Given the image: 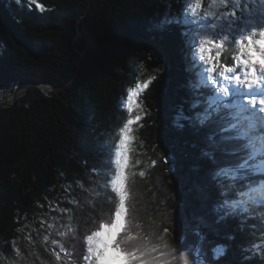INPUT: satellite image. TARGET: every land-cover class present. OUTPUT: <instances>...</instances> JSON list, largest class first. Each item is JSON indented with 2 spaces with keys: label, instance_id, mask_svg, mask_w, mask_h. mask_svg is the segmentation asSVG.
I'll return each instance as SVG.
<instances>
[{
  "label": "trees",
  "instance_id": "16d2710c",
  "mask_svg": "<svg viewBox=\"0 0 264 264\" xmlns=\"http://www.w3.org/2000/svg\"><path fill=\"white\" fill-rule=\"evenodd\" d=\"M37 2L45 6L43 12L30 0H21L20 5L0 0V101L21 81L56 87L74 83L53 93L33 88L15 107L0 110V264L15 256L14 246L23 254L22 260L16 257L20 264H78L83 233L94 222L92 201L80 198L75 213L80 235L73 234L68 214L51 206L63 200L61 206L75 207V201L67 203L66 181H76L73 187H78L90 179V170L106 168L101 145L118 143L117 126L126 113L120 102L126 90L152 75L157 80L138 98L143 120L134 126L135 154H130L137 160L132 177L137 223L145 232L168 227L171 246H194L199 228L207 234L209 256L216 244L228 245L227 255L216 264H264L260 255L244 251L262 242L258 221L248 222L257 224L256 230H241L238 218L218 228L204 227L197 219L204 217L211 224L216 218L214 206L222 199L214 188L206 202L196 195L205 166L200 152L211 129H193L182 120L186 128L178 129L176 117L190 115L194 99L204 100L213 93L209 87L197 95L189 86L196 76L182 64L186 48L181 27L165 26L163 31L157 27L168 6L178 15L184 0ZM79 22L84 37L79 36ZM85 37L91 47L78 71L79 52L88 45ZM236 54L227 48L221 59L231 64ZM173 153L167 171L168 165L158 158ZM139 171L145 176L140 177ZM101 202L103 197L97 200ZM178 220L185 232L179 239ZM65 226L68 235L61 237L57 229ZM230 234L234 240L227 239ZM53 239L58 243L53 245ZM53 250L61 251V261L55 260ZM188 258L195 261L191 252Z\"/></svg>",
  "mask_w": 264,
  "mask_h": 264
},
{
  "label": "snow or ice",
  "instance_id": "6c2138e0",
  "mask_svg": "<svg viewBox=\"0 0 264 264\" xmlns=\"http://www.w3.org/2000/svg\"><path fill=\"white\" fill-rule=\"evenodd\" d=\"M15 3L20 5L21 0ZM30 3L42 12L45 10L37 0ZM253 4L257 7H252ZM170 25L182 29L180 36L189 61L186 71L192 70L196 76L189 86L197 95H203L201 90L211 85L213 93L204 100L194 99L190 115L176 117L178 129L186 128L181 120L193 129H211L200 152L205 166L197 182L196 195L202 203L206 202L210 189L214 188L222 199L214 206L216 218L211 224L204 217L197 219L204 227L218 228L227 220L238 218L241 230L245 227L256 230L257 224L248 222L258 221L262 242L244 251L264 258V0H184L178 15L171 13L169 5L165 19L157 27L163 31ZM194 32L198 33V40L191 38ZM226 46L238 53L231 57V64L221 59ZM156 71L158 74L160 68ZM156 80L157 75H152L126 90L120 102L121 111L126 108V113L123 123L117 126L118 143L101 145L106 150V168L90 170L93 173L90 179L78 187H73L76 181H66L68 187L63 191L68 197L67 203L75 201L76 206H61L65 203L63 200L51 206L53 210L58 208L62 215L67 213L73 234L80 235L75 224L80 198L92 201L90 212L94 222L83 233V247L76 257L78 264H216L228 253V245L218 243L211 247L209 256L207 234L199 228L195 230L199 239L194 246L185 247L184 243L171 246L167 239L168 227L159 232L152 227L145 232L137 223L136 201L132 198V177L136 174L133 167L137 164L132 159L136 140L133 132L134 126L143 120L138 98ZM174 157L175 153L158 159L171 171L170 162ZM156 162L153 158L152 163ZM138 174L145 176L144 171ZM101 197L103 202L98 204ZM105 203H111L112 207L105 209ZM178 224L179 239L185 232L183 221L178 220ZM54 225L55 220L49 227ZM57 231L61 237L68 235L66 226ZM227 239L231 241L235 237L230 234ZM57 243L52 240L53 245ZM14 252L15 256L5 258L3 264H20L16 257L22 260L23 254L15 246ZM189 252L195 257L194 262L189 260ZM51 254L57 262L61 261L60 250H53Z\"/></svg>",
  "mask_w": 264,
  "mask_h": 264
},
{
  "label": "water",
  "instance_id": "95a60500",
  "mask_svg": "<svg viewBox=\"0 0 264 264\" xmlns=\"http://www.w3.org/2000/svg\"><path fill=\"white\" fill-rule=\"evenodd\" d=\"M78 32H79V36L81 37H84V34L82 32V29H81V24L79 22L78 24ZM86 40H87V48L84 52H79L80 54V62L78 63V71L81 67V65L84 63V60L87 56V53L89 52L90 50V47H91V41L89 38L85 37ZM77 71V72H78ZM70 85L67 84L65 86H61V87H56L50 83H41V84H37V83H34V82H19V84L16 86L14 92L11 93V95L9 97H7L6 99L0 101V110H3V109H8V108H12L14 106H16V103H17V100H18V97H19V94L20 92L22 91H26L32 87H40L41 89H44L46 87L50 89V91H55L57 89H65L67 88L68 86Z\"/></svg>",
  "mask_w": 264,
  "mask_h": 264
},
{
  "label": "rangeland",
  "instance_id": "374dc122",
  "mask_svg": "<svg viewBox=\"0 0 264 264\" xmlns=\"http://www.w3.org/2000/svg\"><path fill=\"white\" fill-rule=\"evenodd\" d=\"M252 7H257V5L256 4H253L252 5ZM191 38L192 39H194V40H198L199 39V35H198V33H192V35H191ZM228 47L226 46V49H227ZM187 51V50H186ZM186 51L184 52V54L183 55H181L182 56V64L184 65V67L186 68V66L188 65V63H189V61H188V58H187V56H186ZM191 72H192V70H191ZM194 72H192V74H193ZM194 80H195V78H194ZM21 82H28V81H21ZM74 83V81H72V82H70V85L68 86V87H70L72 84ZM19 84V83H18ZM17 84V85H18ZM209 87H210V89H208L210 92H212V90H211V85H209ZM208 87V88H209ZM15 88H16V86H15ZM15 88H14V90H15ZM33 88H40V87H32V88H30V89H28V90H26V91H22V92H20V94H19V97H18V100H17V103H18V101L20 100V98H23V97H25L26 95H27V93H28V91L29 90H31V89H33ZM43 90H46L47 92H51L50 91V89L49 88H47L46 89V87L43 89ZM61 89H57V90H55V91H52V93L53 92H56V91H60ZM14 92V91H13ZM11 95V94H10ZM9 95V96H10ZM8 96V97H9ZM2 101V100H1ZM17 103H16V105H17ZM15 107V106H14ZM13 108V107H12Z\"/></svg>",
  "mask_w": 264,
  "mask_h": 264
}]
</instances>
